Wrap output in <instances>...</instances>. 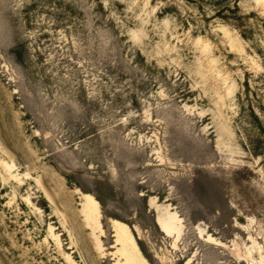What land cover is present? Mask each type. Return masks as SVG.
Segmentation results:
<instances>
[{
  "label": "rangeland",
  "instance_id": "1",
  "mask_svg": "<svg viewBox=\"0 0 264 264\" xmlns=\"http://www.w3.org/2000/svg\"><path fill=\"white\" fill-rule=\"evenodd\" d=\"M245 82L264 120V0H0V264H125L116 223L144 264H264Z\"/></svg>",
  "mask_w": 264,
  "mask_h": 264
},
{
  "label": "bare ground",
  "instance_id": "2",
  "mask_svg": "<svg viewBox=\"0 0 264 264\" xmlns=\"http://www.w3.org/2000/svg\"><path fill=\"white\" fill-rule=\"evenodd\" d=\"M85 203L83 206V215L86 225H91L92 229L98 227V223L95 218V213L97 212V205L94 200L89 195H85ZM179 218L173 213H168L163 216L157 217V223L161 231L167 236L179 237L180 224ZM114 232L117 240L121 243L122 249L121 254L125 258V264H144L140 258V253L137 247L133 244L132 237L125 226L116 223L114 226Z\"/></svg>",
  "mask_w": 264,
  "mask_h": 264
},
{
  "label": "trees",
  "instance_id": "3",
  "mask_svg": "<svg viewBox=\"0 0 264 264\" xmlns=\"http://www.w3.org/2000/svg\"><path fill=\"white\" fill-rule=\"evenodd\" d=\"M244 85L247 90L244 96L248 103L246 107L241 106L236 133L252 156L264 160V120L261 118V111L256 110L250 102L247 82Z\"/></svg>",
  "mask_w": 264,
  "mask_h": 264
}]
</instances>
